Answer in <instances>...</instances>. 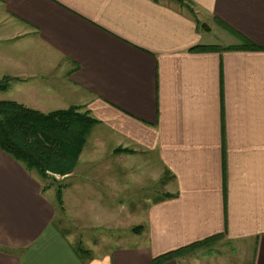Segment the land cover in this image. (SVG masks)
<instances>
[{
  "label": "crops",
  "instance_id": "obj_1",
  "mask_svg": "<svg viewBox=\"0 0 264 264\" xmlns=\"http://www.w3.org/2000/svg\"><path fill=\"white\" fill-rule=\"evenodd\" d=\"M0 40V80L11 78L0 101L97 120L78 164L102 155L89 173L111 200L85 208L131 233L80 256L54 225L49 184L0 150V264H152L220 235L195 264H264V0H0ZM244 42L261 51L193 50ZM150 167L164 186L155 201L139 197L133 222L112 200L140 174L146 184Z\"/></svg>",
  "mask_w": 264,
  "mask_h": 264
},
{
  "label": "trees",
  "instance_id": "obj_2",
  "mask_svg": "<svg viewBox=\"0 0 264 264\" xmlns=\"http://www.w3.org/2000/svg\"><path fill=\"white\" fill-rule=\"evenodd\" d=\"M194 51H261L249 42L244 46L221 48L218 46H198ZM191 50V51H193ZM263 50V49H262ZM10 77L0 80V92L8 89ZM97 120L80 107L41 113L13 101L0 102V150L12 158L30 175L42 182L49 174L70 175L76 167L79 156L91 135ZM122 151L129 152L126 149ZM44 182V183H45ZM45 190V188H44ZM57 199H62L60 190ZM138 230L137 228L133 229ZM223 235L205 239L187 247L160 255L152 259V264H165ZM83 249L78 254H84Z\"/></svg>",
  "mask_w": 264,
  "mask_h": 264
},
{
  "label": "rangeland",
  "instance_id": "obj_3",
  "mask_svg": "<svg viewBox=\"0 0 264 264\" xmlns=\"http://www.w3.org/2000/svg\"><path fill=\"white\" fill-rule=\"evenodd\" d=\"M208 40H212L210 37H208ZM1 41V40H0ZM213 42H216L215 44H228L229 41H223V39H217L213 38ZM4 43L0 42V51L5 50ZM4 98L3 94H0V100ZM1 102V101H0ZM99 134L96 131V128L93 130L92 134L90 135L89 139L87 140L83 151L81 152L85 153L88 151H91L93 148V143L95 138H97ZM109 145V144H108ZM106 145L105 148L108 146ZM99 146V144H98ZM101 147V146H100ZM108 150V147H107ZM130 152V150H127ZM80 154V155H81ZM108 155L109 151H106V154L104 158L102 159L101 163H104L108 161ZM80 157V156H79ZM102 157V155H101ZM100 157V158H101ZM100 158H96L94 160H88V159H82L81 163L78 164L77 162L75 169L70 175H52L49 174L50 177H53L55 182L51 184V181L48 179L46 184H49V188L45 191L46 197H51L53 199V206L56 210V217L54 219V225L58 223V221H61V226H58V229L63 230L62 233L67 234L69 233L71 235L70 243L72 244V247L76 252H78L79 249H83L84 247L87 248L88 246L91 247L93 243L98 244V247H101V249L107 251L108 248H110L113 241L117 240V238L124 235H130V231L128 229H121L122 227H118L120 229H115L114 225L113 227H108L107 225H98L97 219L93 216V212L91 208H85L88 201H95V200H103L108 201L109 196L106 191H103L105 187H103L101 184H93L92 183V176L89 172H93L94 165H96ZM79 165V166H78ZM124 164H120V169L123 168ZM115 168H118V166L115 165ZM140 173V171H139ZM145 174V172H143ZM162 175H158V171L155 167H150L148 172V181L145 184V182L142 184L140 183L141 174L136 178L138 179V183L134 184L132 182L129 183V188H132L131 190L123 193L116 192L115 200L117 202V212L123 214H130V218H132L133 222L135 218H139V215L141 213L140 205L138 203L139 197L142 196H148L150 198V201H155L156 198H158L157 195H160V191L158 190L163 184L161 183ZM106 179H108V176H105ZM66 179V180H63ZM71 184L69 186V184ZM142 184V185H141ZM86 185H89L91 189H93V192H90L87 190ZM140 186L142 191L141 193H136L135 186ZM164 186V185H163ZM144 190V188H146ZM60 190V195H62V199H57V192ZM133 190V191H132ZM140 190V188H138ZM56 196V198H55ZM64 196V199H63ZM55 199V200H54ZM65 200V202H64ZM143 202L147 204L146 199L143 200ZM140 203H142V200H140ZM143 207V206H142ZM122 208V210H120ZM98 210V209H96ZM83 216H82V215ZM130 218L126 221L129 222ZM116 220H119L117 217ZM94 221L96 223L94 224ZM128 225V224H127ZM143 225H137L133 229L137 228L138 230L134 231V235H140L145 232L146 228ZM75 235L78 236V240L75 241ZM135 237V236H134ZM214 238L210 237L209 239ZM139 239L137 237L134 238V241ZM133 241V242H134ZM222 238H216L206 244L204 246L198 247L195 249V251H190L188 253L185 252L181 257L189 258L188 263L189 264H195V263H201V261L205 258L206 255L210 252H205V255H196L197 253L200 254V252L205 251L206 249L210 250L211 248L215 247L216 251L219 250L220 244H221ZM80 242V243H79ZM79 243V244H78ZM197 252V253H196ZM226 253H220L215 254L216 258L220 256H224ZM212 256L209 257L208 261L210 260ZM253 255H247L246 257H241L239 259V263L249 262L251 264ZM231 258L235 261L236 255L231 256ZM230 260V258H229ZM228 260V261H229ZM228 261L220 262V264H226Z\"/></svg>",
  "mask_w": 264,
  "mask_h": 264
}]
</instances>
